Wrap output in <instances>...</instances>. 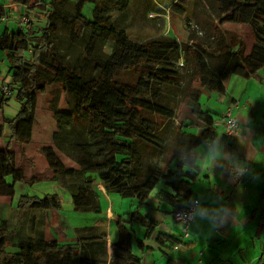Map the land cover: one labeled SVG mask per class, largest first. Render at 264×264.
I'll list each match as a JSON object with an SVG mask.
<instances>
[{
    "label": "trees",
    "instance_id": "16d2710c",
    "mask_svg": "<svg viewBox=\"0 0 264 264\" xmlns=\"http://www.w3.org/2000/svg\"><path fill=\"white\" fill-rule=\"evenodd\" d=\"M201 1L210 23L202 36L189 38L192 65L186 73L178 66L182 45L169 31L141 42L129 38L121 19L130 0H0V23L12 5L29 17L17 30L5 28L0 34L9 70L3 81L9 94L0 92V108L10 98L18 105L13 117L3 116L0 136L7 127L9 143L29 142L37 92L60 83L66 109L57 108L55 96L50 104L56 122L53 145L41 149L50 179L68 190L77 212L100 211L97 184L108 194L137 200L115 221L119 237L110 254L105 233L91 228L78 229L76 239L65 243L45 239L42 231L21 234L1 217L0 264H141L131 231L134 223L144 226L146 235L153 230L144 208L154 189L165 184L178 204L175 209L184 205L180 200L190 199L199 168L194 154L190 164L179 161L172 144L188 145L193 153L212 132V113L202 107L200 96L223 93L228 76L248 77L264 65V0ZM86 4L90 17L83 13ZM227 22L252 28L255 42L248 54L240 37L220 29ZM133 70L141 72L135 83L126 77ZM180 98L186 111L177 117ZM59 153L75 166H67ZM26 178L9 146L0 147V196L13 197L17 182L29 183L36 175ZM60 206L56 194H21L16 200L22 214ZM158 239L170 246L180 241L163 233Z\"/></svg>",
    "mask_w": 264,
    "mask_h": 264
},
{
    "label": "crops",
    "instance_id": "0c3cea01",
    "mask_svg": "<svg viewBox=\"0 0 264 264\" xmlns=\"http://www.w3.org/2000/svg\"><path fill=\"white\" fill-rule=\"evenodd\" d=\"M11 9H16L19 13L22 8L20 5H14ZM251 45L252 41L248 43V49ZM0 56L2 60L1 52ZM8 73L7 67L4 71L0 70V83L3 79H8ZM205 93L207 98L214 100L213 109L218 113L216 118L211 115L213 125L209 136L220 137L228 151L234 153L239 160L247 161V172L234 180L227 168L218 165L211 168L202 158L199 144L193 150L199 169L191 185L190 198H200L205 204L226 203L234 212L233 219H229L211 233L203 234L189 228V236L183 237L181 225L172 215L178 204L172 203L171 190L160 183L148 197L144 208V213L154 222L153 230L146 235L144 226L134 223L131 231V247L133 252L139 255L141 264H264V65L248 77L238 74L228 76L223 93ZM4 106L0 108V122L3 116L13 115L5 112ZM227 109H230L237 121L247 116L250 128L247 143H240L237 138L239 128L234 137L229 138L224 135L222 116ZM17 110L18 105L13 107L12 112L16 113ZM192 132L197 133L194 130ZM4 137L9 138L7 127H4L0 136V138ZM60 189L65 190L62 186ZM97 189L100 191V208L105 209L106 212L101 211V216L94 218L91 224L87 222L90 217H86L85 219L88 220L85 222L72 223L61 213L62 206L58 209H29L35 210L29 211L30 214L27 213L31 218L32 233L42 231L45 239L66 243L76 239L78 229L91 228L95 234L105 233L110 254L112 243L119 237L114 225L115 221L123 213L134 209L137 200L131 197L135 204L133 206L131 203L128 206L122 200L109 197L101 184ZM156 190L159 194H155ZM15 193L16 190L13 197H9L10 201L0 204V208L11 206L14 197L21 195L20 193L15 196ZM216 197H220L221 200L217 201ZM185 201V199L180 200V204ZM70 203L72 204L71 201ZM71 211L76 212L78 216L84 214L78 213L73 207L70 208V214ZM72 215L77 218V215ZM41 224H44V228L40 227ZM52 228L57 232L56 234L51 230ZM159 233L171 235L180 241L175 246L168 245V242L162 243L158 239Z\"/></svg>",
    "mask_w": 264,
    "mask_h": 264
},
{
    "label": "rangeland",
    "instance_id": "374dc122",
    "mask_svg": "<svg viewBox=\"0 0 264 264\" xmlns=\"http://www.w3.org/2000/svg\"><path fill=\"white\" fill-rule=\"evenodd\" d=\"M11 7H14V5ZM178 9H182V12H177L179 11ZM90 10L91 6L86 4L83 13L90 17ZM207 10L205 4L201 0H130L121 22L127 27L129 38L135 42L145 41L148 40V38L161 35L162 33L166 34L169 31V34H172L177 42L182 45L181 48L183 51L179 57L178 66L185 67V72L189 73L192 65L190 51L193 46L189 38L193 35V37L197 39L203 35V28L206 24L210 23ZM17 14L16 9L8 12L9 20L0 23V34L5 31V28H8L10 31L18 29ZM220 29L240 37L245 46V54L250 52L255 39L253 30L249 25L227 22L221 25ZM251 41L252 45L250 49H248V43ZM0 58L2 57L0 56ZM2 60H0V70L3 69L4 71L7 64L4 58ZM140 73V70H133L128 73L126 77L129 81L135 83ZM186 75L187 74H185V76ZM3 81H5V79L1 82ZM55 96H58L56 101L57 108L66 109V93L62 85L60 83L47 85L43 91L37 92V107L30 141L22 145L15 141L9 144V138L4 137L0 138V146H9L14 152L15 161L24 167L26 179L29 180L32 175H36L34 180L22 184L23 186L20 184L21 182H17L14 187L16 190L15 196L20 193L36 195L38 197H43L45 194H56L61 199V213L69 218L72 223L75 224L80 221L85 222L88 220L85 218L90 217L91 219L87 222L91 224L94 218L100 217L102 213L106 212L105 209L103 210L100 208L99 212H80L84 214H80L79 216L76 212L71 211L72 214L77 215V218H75L70 214V208H72L73 205L70 203L71 197L68 190H61L60 186H57L60 184L48 178L51 171L48 167L46 158L41 153V149L53 145L52 134L55 130L56 122L50 104ZM200 103L204 109H209L211 111L214 118L218 116V113L213 109L215 106L214 100L207 98L206 93L200 96ZM14 106L16 107L17 103L12 98H10L9 103L4 106L5 112L13 114L10 117L15 115V113L12 112ZM185 107V104L181 102L180 98V101L176 105L177 117H181L185 114L186 110L183 112ZM59 155L67 166H75L73 162L68 160L61 153H59ZM108 196H112L119 201L122 200L123 203L126 202L128 206L131 203H133V206L135 204L131 197H121L117 193H109ZM16 200L17 197H14L11 206L0 208V219L2 217L7 220L9 224H13L12 228H16L17 232L27 236L31 235L33 234L30 226L31 218L28 214H30L29 211L35 210H28L25 214H22L16 207ZM9 201V197L0 196V204ZM117 204H119V202ZM36 226L39 227L37 224ZM40 227L44 228V224H41ZM111 228L114 229L113 226H111ZM51 230L55 234L57 233L53 228ZM7 250L11 251L14 249L8 246Z\"/></svg>",
    "mask_w": 264,
    "mask_h": 264
},
{
    "label": "clouds",
    "instance_id": "9594fccd",
    "mask_svg": "<svg viewBox=\"0 0 264 264\" xmlns=\"http://www.w3.org/2000/svg\"><path fill=\"white\" fill-rule=\"evenodd\" d=\"M239 135L237 138L240 143H247V137L250 132L249 120L247 116L238 120ZM200 153L211 168L220 166L227 168L235 180L247 172V161L239 160L234 153L228 151L221 138L215 135L203 138L199 145ZM185 164H190L193 160V153L188 145L181 146L178 141L172 144V154ZM220 201V197H216ZM191 205L189 208L188 206ZM184 207L188 210L180 213V222L191 230L205 233H211L212 230L223 226L229 219H233V210L223 202L215 204L202 203L200 198H190L184 202ZM206 229V231H205Z\"/></svg>",
    "mask_w": 264,
    "mask_h": 264
},
{
    "label": "built area",
    "instance_id": "2783aa9c",
    "mask_svg": "<svg viewBox=\"0 0 264 264\" xmlns=\"http://www.w3.org/2000/svg\"><path fill=\"white\" fill-rule=\"evenodd\" d=\"M8 18V14H4L2 20L5 21ZM28 15L26 13H24V11H19V13L17 14V23L20 24H24L28 21ZM0 92L3 95H8L9 94V89L7 86L6 82H1L0 83ZM223 127H224V135L226 137H234L237 133L238 130V121L236 119V117H234L231 114L230 109H227L224 113H223ZM97 187H100V184L97 185ZM189 208L191 207V205L188 206ZM188 209L186 207L181 206L177 209H175L172 213L174 220L179 223L181 225L182 228V236L183 237H188L189 236V228L186 227L182 222H180V213L181 212H186ZM201 254V253H200Z\"/></svg>",
    "mask_w": 264,
    "mask_h": 264
}]
</instances>
